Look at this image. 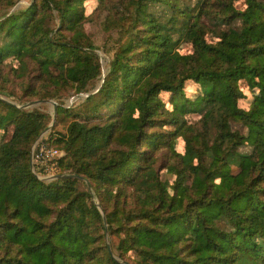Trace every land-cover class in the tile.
<instances>
[{
    "label": "trees",
    "instance_id": "trees-1",
    "mask_svg": "<svg viewBox=\"0 0 264 264\" xmlns=\"http://www.w3.org/2000/svg\"><path fill=\"white\" fill-rule=\"evenodd\" d=\"M193 1L99 0L104 70L87 0H0V95L76 116L49 136L80 176L39 179L52 115L0 96V264H264V0Z\"/></svg>",
    "mask_w": 264,
    "mask_h": 264
},
{
    "label": "rangeland",
    "instance_id": "rangeland-1",
    "mask_svg": "<svg viewBox=\"0 0 264 264\" xmlns=\"http://www.w3.org/2000/svg\"><path fill=\"white\" fill-rule=\"evenodd\" d=\"M33 1L34 0H18L17 5L14 8H11V10L26 7V6L30 5ZM98 1L99 0H87V2L85 3L86 14H88V15L90 14L85 21V31L91 36V38L94 40V42L100 47L99 49H97V51L100 55L101 63L103 64V66L105 68L104 70H106L109 67V61H110L109 51L113 48L114 41H116V39H117V34H116L117 28L114 25H111L109 27V24L108 25L106 24V20L110 14L108 7L99 8L94 14H92V11L96 7ZM195 1L196 0H194L193 2H195ZM237 6L239 8H243L245 6V4L243 3V1H239V2H237ZM56 22L57 21L55 20V23ZM183 46H185V44ZM100 84H101V80L97 81L93 87V91L96 89V87H99ZM7 88H9L10 90L16 89L17 92L20 93V91H18L19 89H18V85L16 83H12V82L7 83ZM73 93H74L73 89H70L67 92H63L62 97H60V98H62L64 100L65 106H71L76 101H78L79 99L82 98V96L72 95ZM164 95H165V98H168V95H166V93H164ZM0 96L4 99L12 101L13 103H15L16 105H19L21 107L26 105V107H23V108H27V109L35 108V109H39L40 111H47L52 115V118H53L54 109H53L52 104L44 103L47 105L45 107L41 106V104L31 105V106H27V105L30 104L31 102H34L37 100H56L54 98L32 99V100H28L25 103H21L19 100L14 101V100L10 99L9 97H6L5 95H0ZM241 104H244V103L241 102ZM74 109H72V110H74ZM78 110L79 109H75V112ZM57 114H58V112H57ZM57 114H56V118L52 119L51 124H53V126H54L57 122V130H59V132L61 134H63L67 131L68 125L70 124V122L72 120H74L76 118V116H74L73 114L66 113V114H64L58 118ZM189 118H190V121L197 123L199 118H200V115H198V114L190 115ZM234 127L240 128L238 125H236ZM10 135H11V132L8 134V136H10ZM241 150L249 151L250 148L249 147H243V148H241ZM60 173H61V170H60ZM62 174H66V173H62ZM163 178L166 179L168 181V183H170V181L172 180V175L164 173ZM41 180L44 181L43 179H41ZM80 186L84 187V185L82 183L80 184ZM91 192H93V191H91ZM94 199H96V197H94ZM107 239H108V242H110V237L108 235H107ZM113 240H114L115 246H118L120 237L118 235H115V236H113Z\"/></svg>",
    "mask_w": 264,
    "mask_h": 264
},
{
    "label": "built area",
    "instance_id": "built-area-1",
    "mask_svg": "<svg viewBox=\"0 0 264 264\" xmlns=\"http://www.w3.org/2000/svg\"><path fill=\"white\" fill-rule=\"evenodd\" d=\"M49 131L45 130L37 138L31 157L34 173L46 182L52 181L54 176L60 173V158L65 155L63 150L54 146Z\"/></svg>",
    "mask_w": 264,
    "mask_h": 264
},
{
    "label": "water",
    "instance_id": "water-1",
    "mask_svg": "<svg viewBox=\"0 0 264 264\" xmlns=\"http://www.w3.org/2000/svg\"><path fill=\"white\" fill-rule=\"evenodd\" d=\"M90 93H91V92H90ZM90 93H87L86 95H89ZM3 99H4V98H3ZM4 100H5L6 102H8V103L15 104V103H13V102L10 101V100H7V99H4ZM42 103H50V104L53 105V109H54V112H53V119H55V118H56L57 111H58V105H59V103H58L56 100H37V101L31 102V103L28 104L27 106L37 105V104H42ZM17 106H18V107H21V106H19V105H17ZM23 107H26V105H24ZM52 126H53V124H50V126H49L48 129L50 130V129L52 128ZM48 129H47V130H48ZM32 155H33V149H32V151H31V157H32ZM32 170H34V169H33V163H32ZM67 177H75V178H78V177H80V176L77 175V174H62V173H59V174H56L52 180H55V179H61V178H67ZM108 245H109V247H110V251H112L110 242H108Z\"/></svg>",
    "mask_w": 264,
    "mask_h": 264
}]
</instances>
